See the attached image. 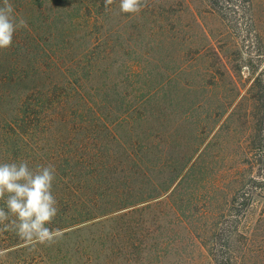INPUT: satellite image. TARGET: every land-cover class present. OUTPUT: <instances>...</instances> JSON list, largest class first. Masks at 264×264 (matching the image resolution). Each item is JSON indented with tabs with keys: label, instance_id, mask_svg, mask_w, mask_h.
<instances>
[{
	"label": "trees",
	"instance_id": "trees-1",
	"mask_svg": "<svg viewBox=\"0 0 264 264\" xmlns=\"http://www.w3.org/2000/svg\"><path fill=\"white\" fill-rule=\"evenodd\" d=\"M207 1L219 16L227 13L221 4L240 15L251 11V0ZM8 2L26 26L17 29L11 47L0 49V84L5 86L0 98L4 99L5 89L11 85L28 82L30 86L16 96L9 121L2 120L10 129L4 155L5 159L20 156L14 162L27 161L34 168L54 166L52 192L59 211L49 227L62 231L120 211L124 213L118 218L123 219L141 211L137 206L169 192L166 199L176 213L173 226L194 232L213 264H248L245 255H237L235 246L238 238L251 242L256 231L246 224L259 204L264 214L263 75L258 74L241 95L234 80L241 67H226L222 53L205 38L218 68L205 72L208 83L202 82L200 90H194L188 79L177 90L172 74L161 73L149 81L130 70L124 76V87L120 81L117 89L102 91L94 86L96 76L105 75L109 80L112 66L108 61L118 63L125 52L118 40L123 29L116 33L109 27L112 17H121L119 0L107 7L104 0ZM147 2L153 4L152 0ZM3 3L0 0V6ZM156 20L163 32L160 36L166 35L160 42L166 38L170 54L182 64L185 50L192 44L188 47L172 40V35L166 34L165 20ZM175 32V39L183 34L179 28ZM114 33L115 41L105 42ZM96 39L104 42L103 46L94 42ZM130 54L138 58L136 50ZM220 65L229 83L234 84L233 93L225 98L217 77ZM180 100L184 106H177ZM51 115L54 121L64 117L59 121L65 134L50 138L51 145L42 153L34 135ZM175 115L181 119L170 127ZM235 116L238 118L233 120ZM0 117L4 118L5 112ZM231 126H236L235 130L241 127L237 140L241 168L234 173L225 201L211 205V211H199L200 194L193 191L205 170V156L223 129ZM214 128L212 140L207 141ZM176 147L177 155H173ZM26 155L32 160L24 158ZM187 189L191 191L187 193ZM192 209L199 213H192ZM140 226L139 222L134 231Z\"/></svg>",
	"mask_w": 264,
	"mask_h": 264
},
{
	"label": "rangeland",
	"instance_id": "rangeland-1",
	"mask_svg": "<svg viewBox=\"0 0 264 264\" xmlns=\"http://www.w3.org/2000/svg\"><path fill=\"white\" fill-rule=\"evenodd\" d=\"M152 1L153 4L147 2L145 8L137 14L122 13L121 17H112L110 29L116 33L121 29L124 31L118 34V40L124 44V57H120L115 64L112 60L108 61L107 65L112 66L108 72L109 80L104 79L105 75L100 78L96 76L95 87L111 92L118 88L120 81L124 87V76L133 70L149 81L158 78L161 73L172 74L175 77L173 85L177 90L182 87L183 80L188 79L193 89L198 91L202 82L208 83L203 77L205 72L218 68L205 38H209L211 44L222 53L221 60L226 67H241L234 73L235 85L241 89V95L245 94L258 74L264 77V0H251V11L245 15L232 13L229 6L221 4L223 11H227L221 16L213 12L207 0ZM158 17L165 20L166 34L172 35V40L181 41L188 47L192 44L185 50L182 64L178 63L174 54H170L171 45L166 38L160 42L166 35L160 36L163 32L158 29ZM176 28L183 31L178 39H175ZM116 33L107 37L105 42H114ZM94 42L101 46L104 44L97 39ZM195 49H199V53ZM133 50L138 53L137 59L130 54ZM99 67L104 68L101 63ZM222 71L220 65L221 74H217V77L225 98L233 93L234 84L229 83L227 74ZM29 86L28 82L11 85L5 89L4 99L0 98V113L5 112V117H0V128L4 127L0 131V163L20 159V156L14 159L9 155L5 159L3 147L8 142L10 129L2 120L9 121L16 96L21 95ZM4 88L0 84L1 92ZM237 103L238 99L235 105ZM182 105L181 100L177 102V106ZM63 118L58 116L54 121L52 115L48 116L45 123L36 128L34 137L42 153L47 150L44 147L51 145L50 138L65 134L63 124L59 121ZM237 118L235 116L233 120ZM179 119L178 115L171 118L170 127L177 125ZM234 127H225L205 156V170L195 187L197 191H193L195 195L200 194L199 211L203 208L211 211V205L225 201V193L231 191L230 182L234 180V173L238 167L241 168L238 165L240 149L237 144L241 127L237 126L236 130ZM215 131L214 128L207 141L212 140ZM177 149L174 148L173 155H177ZM24 158L32 160L29 155ZM29 167L34 169V166ZM190 191L187 189L186 192ZM168 194L137 206L141 211L125 215L123 219L118 218L124 213L120 211L88 224L62 230V237L51 245L28 244L13 232L0 231V264H213L194 232L173 226L175 211L167 202ZM261 208L259 204L246 224L249 230L254 228L256 231L251 242L246 243L245 239L238 238L235 246L237 255H245L248 264H264V214ZM192 213L199 212L192 209ZM139 222L141 226L134 231ZM123 224L124 228L119 229Z\"/></svg>",
	"mask_w": 264,
	"mask_h": 264
},
{
	"label": "clouds",
	"instance_id": "clouds-1",
	"mask_svg": "<svg viewBox=\"0 0 264 264\" xmlns=\"http://www.w3.org/2000/svg\"><path fill=\"white\" fill-rule=\"evenodd\" d=\"M115 0H104L105 7ZM147 0H119V10L137 14ZM26 22L14 15L13 6L4 0L0 6V49L11 47L13 36ZM53 165L29 167L27 161L0 163V231L15 233L28 244L51 245L63 233L49 225L58 215L57 200L53 195L55 181Z\"/></svg>",
	"mask_w": 264,
	"mask_h": 264
}]
</instances>
